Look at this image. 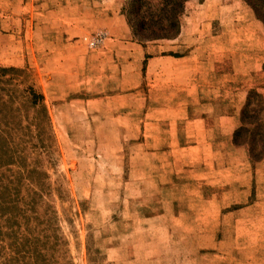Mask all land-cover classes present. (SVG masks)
I'll use <instances>...</instances> for the list:
<instances>
[{"label": "rangeland", "instance_id": "rangeland-1", "mask_svg": "<svg viewBox=\"0 0 264 264\" xmlns=\"http://www.w3.org/2000/svg\"><path fill=\"white\" fill-rule=\"evenodd\" d=\"M17 2L0 0V68L21 70L18 82L43 95L47 118L37 129L33 110L23 115L19 160L13 173L0 172L17 183L15 209L0 217V264H264V41L250 40L260 30L250 22L264 23L253 9L244 0H191L180 17V31L209 19L206 49L229 58L220 78L255 86L241 107L233 143L244 150L235 154L178 146L196 134L211 142L216 119L204 129L200 119L168 117L176 104L170 87L146 86L152 72L144 68L132 67L122 84L116 62L59 68L48 62L65 55L43 54L41 41L29 52L21 33L28 12L20 7L18 16ZM131 31L136 45L179 36L140 42ZM222 32L227 39H216ZM97 35L104 40L93 45ZM105 40L98 33L79 45L86 56ZM216 55L211 62L225 66ZM226 95L238 109L234 88Z\"/></svg>", "mask_w": 264, "mask_h": 264}, {"label": "crops", "instance_id": "crops-1", "mask_svg": "<svg viewBox=\"0 0 264 264\" xmlns=\"http://www.w3.org/2000/svg\"><path fill=\"white\" fill-rule=\"evenodd\" d=\"M128 0H22L17 2L18 16L20 7L26 9L25 32L27 48L35 54L39 52L34 47L41 41L42 53L47 55H65L49 64L58 62V67L71 66L80 69L87 59L97 61L100 70L106 69L112 63L122 66L123 83L130 81L132 67L144 68L149 83L146 86L167 85L170 87L169 95L176 104L171 108L170 118H195L204 129L208 128V119H216V126L212 131L211 142L200 139L199 135H191L192 140L186 141V137L178 139V146L183 142L192 143L191 149L227 150L229 153L241 154L243 148H237L233 143L234 132L240 125L241 107L246 103L247 97L254 90V85L247 84L234 86L227 83L223 77L225 67L228 65L223 60L227 55L209 47L207 31L209 19L189 21L182 25L179 36L174 40H162L149 42L145 45H136L133 42L130 25L123 14V8ZM13 5V4H12ZM213 18L212 15H208ZM17 22L19 18L17 17ZM237 19V18H235ZM14 20V18L12 19ZM240 20V19H238ZM251 26H258L260 30L251 33L250 40L264 41V28L258 20H252ZM221 31V30H220ZM98 33H104L106 40L103 46L90 49L84 56V47L79 45V39ZM235 38H242L240 30L233 31ZM211 34V33H210ZM211 36V35H210ZM209 36V37H210ZM222 32L216 39H227ZM19 37L18 32L12 38ZM23 38V37H22ZM214 38V39H215ZM37 41H36V40ZM30 40V41H29ZM236 41H234V44ZM171 44V45H168ZM24 45V44H23ZM230 52V51H229ZM218 53V63L211 62ZM91 54V56H87ZM236 54V52H234ZM214 56V57H213ZM227 58V57H226ZM229 59V58H227ZM59 60V61H58ZM65 60V61H64ZM233 60L236 61V56ZM66 63V65L64 64ZM136 63V65H134ZM54 66V65H53ZM56 67V66H54ZM83 68V67H82ZM236 69V65H230V69ZM264 65L259 70L263 71ZM170 70L169 74H166ZM158 71H160L158 73ZM223 74L221 75L220 73ZM214 73V76L212 74ZM155 75V76H154ZM251 76V73L249 74ZM159 76V77H158ZM166 76V77H165ZM154 78V80H152ZM126 79V80H125ZM234 88L240 95V106L228 105V101L234 102L233 97L226 95L227 87ZM246 87V89H245ZM264 92V90H263ZM232 110H231V109ZM199 124H197L199 126ZM227 171V170H226ZM236 176L235 182H239Z\"/></svg>", "mask_w": 264, "mask_h": 264}, {"label": "trees", "instance_id": "trees-1", "mask_svg": "<svg viewBox=\"0 0 264 264\" xmlns=\"http://www.w3.org/2000/svg\"><path fill=\"white\" fill-rule=\"evenodd\" d=\"M157 4H150L144 0H128L126 14L138 41L172 39L180 33V17L184 13L185 5L191 0H157ZM255 12L257 18L264 23V16L257 13L261 8L264 13V0H244ZM16 68H0V172L13 173L12 166L19 160V145L16 141L23 123L24 116H31L32 125L38 127L47 118L44 97L32 85L18 82L16 75L20 73ZM23 108H27L22 112ZM256 129H260L259 118L256 119ZM238 132L235 137L237 138ZM237 141V140H236ZM17 183L13 179L0 177V217L5 216L2 210L13 211L14 191Z\"/></svg>", "mask_w": 264, "mask_h": 264}, {"label": "built area", "instance_id": "built-area-1", "mask_svg": "<svg viewBox=\"0 0 264 264\" xmlns=\"http://www.w3.org/2000/svg\"><path fill=\"white\" fill-rule=\"evenodd\" d=\"M104 40V37L102 35H97L93 40V45H97L102 43Z\"/></svg>", "mask_w": 264, "mask_h": 264}]
</instances>
